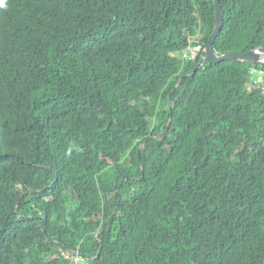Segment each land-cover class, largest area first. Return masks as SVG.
Wrapping results in <instances>:
<instances>
[{
  "label": "trees",
  "instance_id": "trees-1",
  "mask_svg": "<svg viewBox=\"0 0 264 264\" xmlns=\"http://www.w3.org/2000/svg\"><path fill=\"white\" fill-rule=\"evenodd\" d=\"M219 1L218 54L264 50V0ZM214 28L213 0H0V264H264V63L188 57Z\"/></svg>",
  "mask_w": 264,
  "mask_h": 264
},
{
  "label": "water",
  "instance_id": "water-1",
  "mask_svg": "<svg viewBox=\"0 0 264 264\" xmlns=\"http://www.w3.org/2000/svg\"><path fill=\"white\" fill-rule=\"evenodd\" d=\"M214 4V18H215V28L209 40L201 47L198 52L199 54L205 53V56L210 64L219 63L220 61H243L249 62L250 64L264 63V50H250L245 53H239L232 51L229 53H219L215 50L214 43L218 33L223 26V10L220 5L219 0H213Z\"/></svg>",
  "mask_w": 264,
  "mask_h": 264
},
{
  "label": "built area",
  "instance_id": "built-area-1",
  "mask_svg": "<svg viewBox=\"0 0 264 264\" xmlns=\"http://www.w3.org/2000/svg\"><path fill=\"white\" fill-rule=\"evenodd\" d=\"M202 45H195L191 46L188 50V57L194 58L197 57L199 50L201 49ZM256 72L255 70L252 71ZM261 82L264 83V74L260 75ZM62 254L70 260L71 264H91V260L82 254L79 249L75 250H65L62 249Z\"/></svg>",
  "mask_w": 264,
  "mask_h": 264
}]
</instances>
